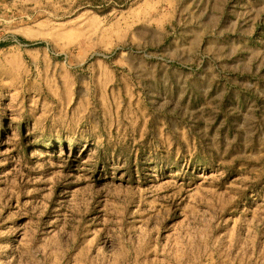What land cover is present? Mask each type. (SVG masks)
<instances>
[{
  "label": "rangeland",
  "instance_id": "1",
  "mask_svg": "<svg viewBox=\"0 0 264 264\" xmlns=\"http://www.w3.org/2000/svg\"><path fill=\"white\" fill-rule=\"evenodd\" d=\"M0 264H264V0H0Z\"/></svg>",
  "mask_w": 264,
  "mask_h": 264
}]
</instances>
